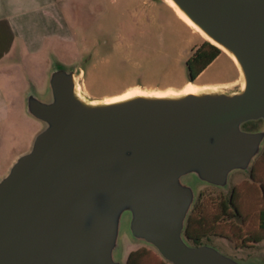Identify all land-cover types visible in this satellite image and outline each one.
I'll return each mask as SVG.
<instances>
[{"label":"water","instance_id":"water-1","mask_svg":"<svg viewBox=\"0 0 264 264\" xmlns=\"http://www.w3.org/2000/svg\"><path fill=\"white\" fill-rule=\"evenodd\" d=\"M170 1L233 57L241 85L95 102L76 68L53 66L46 100L24 96L42 128L0 177V264H123L124 217L167 264H253L190 244L184 228L194 186L226 189L264 143V0Z\"/></svg>","mask_w":264,"mask_h":264},{"label":"rangeland","instance_id":"rangeland-1","mask_svg":"<svg viewBox=\"0 0 264 264\" xmlns=\"http://www.w3.org/2000/svg\"><path fill=\"white\" fill-rule=\"evenodd\" d=\"M164 5L135 0L108 3L107 13L76 42L51 40L41 54L19 62L11 81H2L7 107L0 112V177L29 149L42 128L25 113L24 96L32 89L38 98L46 100L48 73L55 65L76 68L80 94L95 102L134 94L171 95L196 87L231 91L241 85L238 68L220 50L193 83L187 82L185 61L206 40ZM132 10L150 11L151 15L132 17ZM236 78L233 85H199ZM252 163L250 174L233 172L226 189L194 186L195 206L189 213L187 235L232 258L264 264V227L259 220L264 214V143ZM126 224L124 217L116 250L122 262L131 251L151 249L132 240Z\"/></svg>","mask_w":264,"mask_h":264},{"label":"crops","instance_id":"crops-1","mask_svg":"<svg viewBox=\"0 0 264 264\" xmlns=\"http://www.w3.org/2000/svg\"><path fill=\"white\" fill-rule=\"evenodd\" d=\"M116 1L0 0V112L6 111L7 107L2 81H11L12 72L17 69L19 62H26L41 54L44 48H48L51 40L60 43L76 42L87 29L93 27L92 23H96L98 17L102 18L107 13L108 3ZM135 1H160L172 15L176 14L163 0ZM130 13L136 18L151 15L150 11L142 13L132 10ZM182 23L186 26L183 21ZM236 82L237 78L225 83L199 85H233Z\"/></svg>","mask_w":264,"mask_h":264},{"label":"trees","instance_id":"trees-1","mask_svg":"<svg viewBox=\"0 0 264 264\" xmlns=\"http://www.w3.org/2000/svg\"><path fill=\"white\" fill-rule=\"evenodd\" d=\"M219 53L220 51L216 47L210 45L207 42L200 45V47H198L195 50L193 55L185 61V73H186L187 82L192 83L194 79L218 56ZM257 125H258L257 122H249V123H245L243 125V128L246 130H251L256 128ZM251 167L249 170V174L252 172ZM193 206H195V204H193ZM260 216H261L259 219L260 227L263 228L264 214L261 213ZM188 218L189 215L187 217L186 225L184 228V237L186 238L187 241H190L192 245H199L200 241L198 239H194L187 235ZM258 241L259 239L256 240V242ZM123 264H167V263H165L155 253L154 250L141 247L134 251L129 252L124 258Z\"/></svg>","mask_w":264,"mask_h":264},{"label":"bare ground","instance_id":"bare-ground-1","mask_svg":"<svg viewBox=\"0 0 264 264\" xmlns=\"http://www.w3.org/2000/svg\"><path fill=\"white\" fill-rule=\"evenodd\" d=\"M163 1H165L166 3H167V5L169 6V7H171L173 10H174V12L176 13V15L178 16V18L181 20V21H183L186 25H188V26H190L191 28H194V29H196L198 32H199V34H200V36L202 37V38H204L206 41H208L207 40V38L204 36V34L202 33V32H200L176 7H175V5L170 1V0H163ZM213 44V43H212ZM217 47V46H216ZM219 48V47H218ZM220 49V48H219ZM221 51H223L234 63H235V65H236V67L238 68V66H237V64H236V62H235V60L233 59V57L230 55V54H228L226 51H224L223 49H221ZM239 70V69H238ZM191 84H189L188 86H190ZM199 89L196 87V88H194V89H186V90H183V91H181V93H195V92H197Z\"/></svg>","mask_w":264,"mask_h":264},{"label":"flooded vegetation","instance_id":"flooded-vegetation-1","mask_svg":"<svg viewBox=\"0 0 264 264\" xmlns=\"http://www.w3.org/2000/svg\"><path fill=\"white\" fill-rule=\"evenodd\" d=\"M201 244V243H200Z\"/></svg>","mask_w":264,"mask_h":264}]
</instances>
